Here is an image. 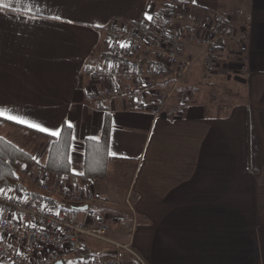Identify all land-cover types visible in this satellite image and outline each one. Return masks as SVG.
<instances>
[{"label": "crops", "instance_id": "1", "mask_svg": "<svg viewBox=\"0 0 264 264\" xmlns=\"http://www.w3.org/2000/svg\"><path fill=\"white\" fill-rule=\"evenodd\" d=\"M171 1L0 0L6 5L0 7V108L49 130L0 116V137L42 164L50 133L71 125L69 160L78 175L84 140L99 136L108 112L106 176L81 191L79 179L60 180L74 193H94L97 201L63 204L67 214L102 218L107 237L130 241L143 264H264V0H189L203 20L225 21L226 38L209 68L200 48L183 45L193 66L178 82L186 100L176 117H155L150 94L142 103L123 95L86 100L103 87L140 88L120 75L129 71L127 64L102 57L109 49L107 30L137 32V21H150ZM243 29V43L230 38ZM129 56L140 59L131 50ZM146 64L138 66L152 68ZM99 69L104 76L93 78ZM176 80L169 70L163 84ZM227 97L238 101L227 107ZM29 171L55 182L37 167ZM91 241L84 246L94 255L115 254Z\"/></svg>", "mask_w": 264, "mask_h": 264}, {"label": "built area", "instance_id": "2", "mask_svg": "<svg viewBox=\"0 0 264 264\" xmlns=\"http://www.w3.org/2000/svg\"><path fill=\"white\" fill-rule=\"evenodd\" d=\"M163 22L153 33L145 36H140L136 31L111 27L107 30V40L109 44L128 48L141 58L172 70L177 80L168 87L162 86L160 83L164 80V74L161 68L156 71L148 68L122 70L120 75L123 79L127 83L139 82V89L134 88L125 93L120 87H103L89 92L86 95L88 102L123 95L136 103H142L150 94L155 96L149 105L155 117L174 118L179 114L186 95L179 93L178 82L193 64V60L184 56L183 45L190 42L200 48L203 66L209 68L214 63V54L221 41L226 38V29L203 20L192 6L179 0L169 3ZM230 38L243 43L246 39L245 30L234 31ZM104 74V70L99 69L93 72L92 77L102 78ZM18 167L22 177L31 186L60 204L80 207L97 201L92 192L74 193L62 181L48 184L44 178L26 170L25 164L20 163ZM127 206L132 210L129 200ZM108 232L109 225L99 217L78 220L53 204L32 200L21 192L0 190V264H143L133 252L130 241L121 243L110 240ZM127 232L132 235L134 226ZM86 239L108 245L115 254L77 260Z\"/></svg>", "mask_w": 264, "mask_h": 264}, {"label": "trees", "instance_id": "3", "mask_svg": "<svg viewBox=\"0 0 264 264\" xmlns=\"http://www.w3.org/2000/svg\"><path fill=\"white\" fill-rule=\"evenodd\" d=\"M179 1L190 4L189 0ZM166 9L167 7L164 6L157 10L148 22L144 19L137 21L134 26L139 35L145 36L151 29L162 25L164 23L163 14ZM213 24L222 27L225 21L221 17L215 16ZM108 47V52L104 53L102 57L106 60H115L124 65L127 64V69L129 71L140 68L138 65L146 62V65L151 66L153 70L162 68L156 62L141 57L134 61L130 60V50L128 48L115 44L108 45ZM164 71L167 73L169 70L165 69ZM110 131V114L105 112L103 126L99 136L97 138H86L84 140V162L82 171L78 175L72 173L71 162L69 160L72 130L71 127L66 124H62L58 136L50 138L51 142L47 148L45 161L42 164H37L31 154L0 137V190L21 192L29 196L32 200H42L47 204H53L63 209V204H60L56 200L48 196L45 197L39 192L29 191L28 187L22 181L23 179L20 175L21 173L18 165L20 163L25 164L26 170L28 171L33 167H37L39 170L45 172L46 175L53 177L57 182L68 177L79 179L81 185H76L75 187L79 186L78 190L81 191L84 186L90 184L92 181L101 180L106 176L109 159ZM92 256H94V253L84 246L77 260L82 261Z\"/></svg>", "mask_w": 264, "mask_h": 264}, {"label": "rangeland", "instance_id": "4", "mask_svg": "<svg viewBox=\"0 0 264 264\" xmlns=\"http://www.w3.org/2000/svg\"><path fill=\"white\" fill-rule=\"evenodd\" d=\"M138 34H139V33H138ZM147 35H148V34H147ZM140 36H141V35H140ZM108 45H112V44H109V43H108ZM137 54H138V53H137ZM189 59L193 60L192 58H189ZM192 66H193V64H192ZM192 66H191V67H192ZM191 67H190V68H191ZM190 68H189V69H190ZM148 69H150V70H152V71H156V70H157V69L153 70L152 68H148ZM165 69H166L165 67H162V68H161V71H162L163 74H164L163 78L166 77V73H165V71H164ZM189 69H188V70H189ZM168 70H169V69H168ZM188 70H187V72H188ZM187 72H186V73H187ZM186 73H185V74H186ZM159 82H160V81H159ZM159 82H158V83H159ZM164 82H165V81L162 80L160 84L164 86V84H163ZM165 86L168 87L169 85H165ZM151 98L154 99L155 96L152 95ZM235 101H238V99H233V98L231 99V98H228V97H227V98L223 99L222 103H225V105H226L227 107H230L231 104L234 103ZM20 175L22 176V174H20ZM32 175H34V176H35V175L38 176L39 174H38V175H37V174H32ZM42 177L44 178L45 182L48 183V184H49V183H51V184H55V183L57 182V181H55L54 183H52V182L46 180V179H45V175H43ZM22 181H23V183L28 187V184H29V183H28L27 181H24V180H22ZM26 182H27V183H26ZM29 185H30V184H29ZM30 186H31V185H30ZM28 189H29V191L36 190L33 186H31V188L28 187ZM35 192H38V191H35ZM41 195L47 197L45 194H41ZM48 197H49V196H48ZM36 201H40V202H43V203H44V201H42V200H36ZM74 218H77V217H74ZM101 219H102V218H101ZM90 243H91V245L94 246V247H96V246H100L101 244L103 245V243H100V242H97V241H94V240H92ZM92 248H93V247H92Z\"/></svg>", "mask_w": 264, "mask_h": 264}, {"label": "snow or ice", "instance_id": "5", "mask_svg": "<svg viewBox=\"0 0 264 264\" xmlns=\"http://www.w3.org/2000/svg\"><path fill=\"white\" fill-rule=\"evenodd\" d=\"M0 7H6V5L0 4ZM55 19L59 20L60 17L57 16V17H55ZM149 19H151V17H149ZM0 116L4 117V118H6V119H11V120H13L14 122H17V123H25V124H27L29 127L37 128V129L40 130V131H44V132H48V131H49V130L46 129V128H41V127H40L39 125H37V124H33V123H31V122H27V121H22V120H20V119L17 118V117H13V116L8 115L7 111H6L5 109H3V108H0ZM69 126H71V125H69ZM50 134H51V135H54V136H58L60 133H59V132H51Z\"/></svg>", "mask_w": 264, "mask_h": 264}, {"label": "water", "instance_id": "6", "mask_svg": "<svg viewBox=\"0 0 264 264\" xmlns=\"http://www.w3.org/2000/svg\"><path fill=\"white\" fill-rule=\"evenodd\" d=\"M57 264H61V262H58Z\"/></svg>", "mask_w": 264, "mask_h": 264}]
</instances>
